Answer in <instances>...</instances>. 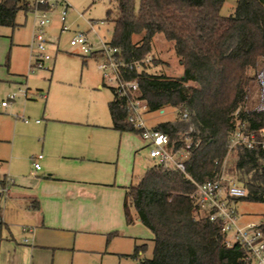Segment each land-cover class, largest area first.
<instances>
[{"label":"trees","instance_id":"16d2710c","mask_svg":"<svg viewBox=\"0 0 264 264\" xmlns=\"http://www.w3.org/2000/svg\"><path fill=\"white\" fill-rule=\"evenodd\" d=\"M113 1L118 15L113 19L111 45L121 51L123 62L146 59L155 35L163 34L174 45L184 69L177 78L124 69V78L139 84L131 99L145 103L149 112L176 109V121L153 127L169 136L175 152L185 148L187 136H181L190 128L199 141L184 159L185 173L154 163L137 184L127 188L126 223L144 226L154 243L152 259L141 257L145 245L137 246L129 257L137 264H252L240 245L224 244L219 227L202 215L192 195L196 185L225 170L237 176L247 191L246 197L235 200L237 204H264V149L237 146L233 168L224 164L231 152V136L238 129L258 135L264 128V113L244 109L254 80L252 70L264 57V0H239L229 17L221 16L226 0H141L138 13L135 0ZM32 9L28 0H0V26L16 28L19 12ZM137 35L141 39L135 43ZM110 89L112 129L141 135L129 122L128 99ZM185 112L188 119L183 118ZM8 184V177L0 174V188ZM2 230L0 222V247Z\"/></svg>","mask_w":264,"mask_h":264},{"label":"crops","instance_id":"0c3cea01","mask_svg":"<svg viewBox=\"0 0 264 264\" xmlns=\"http://www.w3.org/2000/svg\"><path fill=\"white\" fill-rule=\"evenodd\" d=\"M9 28L11 42L0 35V90L23 85L33 97H46L34 111L25 108L18 115L32 124L19 118L12 122L10 161L6 173L0 172L11 183L0 222L21 227L24 243L3 238L0 264H55L60 254L79 252L100 264H137L129 256L143 245L140 255L145 256L152 235L139 223L127 225L124 201L127 188L152 166L141 168L139 161L151 159L150 143L112 129L111 99L100 92V79L77 70L76 62L75 74L70 73L67 62L76 59L61 55L59 46L62 59L53 64L48 79L29 73L32 55L18 41L16 28ZM86 58L87 69L91 59L99 64V57ZM97 71L101 76L98 65ZM31 144L34 150L28 155L14 154L16 145L20 150ZM36 155L44 156L38 161L40 171L35 170ZM113 233L117 235L109 238Z\"/></svg>","mask_w":264,"mask_h":264},{"label":"built area","instance_id":"2783aa9c","mask_svg":"<svg viewBox=\"0 0 264 264\" xmlns=\"http://www.w3.org/2000/svg\"><path fill=\"white\" fill-rule=\"evenodd\" d=\"M62 5L61 20L64 23L67 15L68 5L65 0H32L29 5L33 8L34 14V47L36 52L33 54L34 62L30 67V72L45 69L46 62L51 61L52 56L47 51L49 42L45 39V29L51 23L49 13L55 10L58 5ZM66 4V6L64 5ZM44 9H43V8ZM66 31L67 27L63 26ZM95 32L94 23L90 24L88 32H78L70 41V46L76 48L84 57L96 56L102 59L98 64V70L101 77L110 87L116 90L120 97H126L130 103L129 122L134 129L141 131V137L150 143L151 149L149 157L155 164L166 169L179 170L185 173L184 159L188 157V151L199 146L193 136V129L186 133L185 148L182 151L175 152L173 143L168 135L149 129L144 121V114L149 112V107L140 101L131 99L130 95L139 90L137 80H127L124 78L123 70L138 71L153 61L151 55L141 62L125 63L122 61L121 51L112 46L111 43H105L99 40V47L96 49L90 42V32ZM253 82L256 85L254 94L250 92L246 95L247 101L252 106L249 112L264 113V66L256 72ZM27 95V91L25 92ZM45 98V95H41ZM16 95L9 97L7 101L0 103V109L9 108L12 105ZM25 123L30 119L25 116H18ZM184 119H188L185 112ZM40 121H36L39 123ZM237 146H245L249 149L260 147L264 149V128L255 133L244 134L239 129L231 136V151ZM43 155L33 158L36 171L41 170L38 161L43 159ZM225 164V163H224ZM9 184L11 180L8 178ZM9 184L1 188V194H8ZM247 191L241 185L237 176L227 173L223 170L218 177L209 180L203 184L196 185V191L192 195L200 211L205 213L206 217L215 223L223 237L224 244L227 247L240 245L246 251V259L252 264H264V223H246L240 222V215L237 210L236 199L246 197Z\"/></svg>","mask_w":264,"mask_h":264},{"label":"rangeland","instance_id":"374dc122","mask_svg":"<svg viewBox=\"0 0 264 264\" xmlns=\"http://www.w3.org/2000/svg\"><path fill=\"white\" fill-rule=\"evenodd\" d=\"M31 3L32 0H28ZM68 7L67 15L65 22L63 23L61 20V13L63 11L62 5H58L55 10H52L49 13V17L51 19V23L45 29V39L49 42L47 46L48 53L52 56V60L46 62L45 69L36 70L35 73H31L30 69L29 73L32 75H43V78H47L50 76V70L54 63L59 62L62 58L60 54H57V46H59V50L61 51V55L65 54L68 57H71L74 60H68V67L70 69V73H74L75 69L73 67L74 63H78L79 66L77 70H81L82 68L87 71V76H97V79L100 81L99 84L103 85V89L100 91L102 94L106 96L107 99H114V95L110 86L103 81L102 77L97 71L98 63L91 59V62L88 65V69L86 65H84L85 57L79 53L76 48L70 46V41L78 32H88L90 30V24L94 23L95 32L91 31L89 35L90 42L97 49L99 47V40H102L105 43H111L114 36V22L113 19L118 15V9L113 0H65ZM141 0H135V10L136 13L139 12V5ZM239 0H226L222 10L221 16L229 17L234 14L237 3ZM66 6V4H64ZM108 11H111V17L108 18ZM17 24L19 25L15 29L16 35H19L18 41L26 46L25 51H29L31 56L30 66L34 62L33 54L36 52L34 47V14L32 12L25 13L24 11L19 12L16 19ZM63 26L67 27V30H63ZM7 36V39L11 42L12 40V29L9 27H1L0 26V35ZM141 36H135L134 42L140 41ZM29 55V56H30ZM150 55L153 58V61L142 69L146 70L148 73L153 75H165L171 78L181 77L183 75V66L181 59L177 56L174 45L169 42L163 34H157L153 38L152 41V50ZM90 57V56H89ZM87 57V58H89ZM86 58V59H87ZM102 59H99V62ZM264 66V57H261L256 65V68L252 70V77L256 74L258 69ZM77 67V66H76ZM66 73L57 75V78L61 79V77H66ZM75 74V73H74ZM27 75V74H26ZM78 75V73H77ZM70 76H72L70 74ZM43 80V79H42ZM45 80V79H44ZM43 80V81H44ZM4 87H7L5 85ZM96 89H99L98 85ZM256 89V85L253 81L248 86L247 94L250 92L254 94V90ZM27 91V95L25 92ZM16 95L14 101H12V105L7 109H0V160H2V164L0 167L1 173H6V169L8 168L10 155H11V145L8 141L11 133H12V122L16 119V115L24 114V109L27 108L30 111H34L35 107L39 105L38 102L42 100L41 94L38 95L37 98L33 97L30 91H28L23 85L17 86L13 85L12 88H6L0 90V103L3 101H7L9 97ZM252 104L245 101L244 109L249 112L252 109ZM26 114V113H25ZM11 115V116H10ZM28 116V115H27ZM178 112L176 109L167 107L164 109V113L161 111L158 112H146L144 114V121L148 128L155 127L157 124L161 122H174L177 120ZM21 120V119H20ZM18 121V120H17ZM34 122V120L32 121ZM30 122L29 124H32ZM193 128L189 129V132ZM186 134H182L181 137ZM19 145H16V149L14 150V154H24L28 155L30 152L34 150L32 144L28 145L27 149H23L22 147L19 150ZM22 150V151H21ZM22 152V153H21ZM146 155L144 152L143 157ZM37 156V155H36ZM35 156V157H36ZM31 158V154L29 155V159ZM237 152L235 150L231 151L225 161V165L227 169L233 168L235 162L237 161ZM141 168L146 166L154 165L152 163V159H140ZM17 164V163H16ZM143 165V166H142ZM16 166V165H14ZM1 190V188H0ZM7 202L6 194H2L0 196V219H1V211L5 207ZM237 210L240 215V222L242 224L246 223H256L262 224L264 223V204L259 203H249V202H239L237 204ZM205 215V213H202ZM22 229L18 226H11L3 224L2 236L5 239L14 238L17 242H23L24 238L22 237ZM23 238V239H22ZM24 243V242H23ZM154 250V243L150 244V249L147 251L142 258L152 259ZM55 264H100L98 260L95 258H91V256H87L84 253H77L73 256V253H62L56 258Z\"/></svg>","mask_w":264,"mask_h":264}]
</instances>
